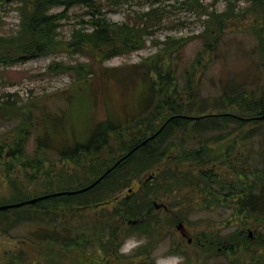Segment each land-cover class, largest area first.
<instances>
[{
  "label": "trees",
  "instance_id": "16d2710c",
  "mask_svg": "<svg viewBox=\"0 0 264 264\" xmlns=\"http://www.w3.org/2000/svg\"><path fill=\"white\" fill-rule=\"evenodd\" d=\"M7 1L15 3L18 22L9 31L0 23L2 65L58 51L75 53L86 62L56 65L73 72L77 93L86 103L90 91L100 92L112 78L121 89H136V103L127 114L105 108L99 120L87 118L89 110L84 116L90 123L88 134L73 149L49 156L39 108L34 114L36 105L16 107L8 98L0 101L6 120L19 110L16 125L0 132V206L82 188L132 149L86 191L1 208L0 264H154L150 253L169 232L166 219L180 220L184 212L179 208L186 200L192 206L200 200L197 206L204 209L232 205L225 222L235 218L238 229L206 240L207 246H221L229 255L227 264H242L241 256L264 252V0H242L248 5L239 14L251 16L248 30L256 38V47L248 53L252 69L209 77L207 83L205 69L212 55H223L220 39L235 16L231 0H226L230 8L221 12L202 0H185L202 23L196 35L201 44L192 58L183 53L188 36L168 35L155 42L158 49L151 56L113 67L102 64L144 47L161 23L157 8L115 23L97 0ZM75 5L87 7L88 17L83 27L61 37V21ZM56 7L62 10L53 12ZM41 109L48 111L46 105ZM49 116L60 118L57 113ZM31 136L34 144L28 152ZM56 161L62 165L59 170ZM82 164L94 177L75 183L74 168ZM134 182L137 189L129 190ZM88 211H93L91 217ZM132 236L141 240L129 253L120 252ZM4 238L16 242L6 245Z\"/></svg>",
  "mask_w": 264,
  "mask_h": 264
},
{
  "label": "rangeland",
  "instance_id": "374dc122",
  "mask_svg": "<svg viewBox=\"0 0 264 264\" xmlns=\"http://www.w3.org/2000/svg\"><path fill=\"white\" fill-rule=\"evenodd\" d=\"M97 2L101 4L107 18L115 23H121L138 16L150 7H155L161 12V23L157 25L158 27L156 26L151 35L146 37L142 49L110 58L103 62L102 65L104 66L113 67L137 63L142 58L154 54L158 49L155 42L164 40L168 35L188 36L190 38L186 41L183 49L186 59L192 58L200 47L201 41L196 35L202 30V23L198 19L197 10L189 8L185 0H97ZM202 4H211L212 10L216 12L230 8L226 0H202ZM230 4L235 16L229 19L228 24L230 25L227 26L220 39L223 55L221 53L215 58L212 55V64H209L205 69V78H203L205 83L208 82L209 77L217 78L219 75L244 73L251 68L248 53L256 47V38L248 30L251 24V16L239 18V14L247 7L248 2L231 0ZM13 5L15 3L9 4V1L5 3L4 0H0V23L3 31L15 30L16 28L18 17L17 12L12 7ZM207 9L210 8L207 7ZM60 10H62L61 7H56L53 12ZM88 10L87 7L81 5L69 8L66 12V18L61 21L60 36L67 37L74 27H83L82 20H86L88 17L85 13ZM85 62L86 58L83 56L58 51L38 58L17 61L13 64L2 65L0 63V101L8 98L15 102L16 107L23 104L36 105L31 109L34 114L39 108L40 117L38 116V121L41 128L45 127L46 132H48L49 156L59 150L73 149L75 144L80 142V138L88 134L90 123L84 121V116L89 110V116L86 117H94L99 120L106 115L105 108L114 110L119 114L123 111L126 114L131 113L135 108L133 105L136 103V89H121L113 78L104 84L103 91L102 89L100 92L99 89H96V93L90 91L86 103V98L83 99V95L77 93L76 87L78 85L74 84L73 72H65V70L60 69V65H56L75 66L77 63ZM50 66L54 69H50ZM98 66L97 63L94 64L95 68ZM93 90L95 89L93 88ZM7 92L15 95L6 97L5 93ZM67 94L71 97L70 103H68L67 97L65 98ZM93 96L95 101L92 105ZM42 105H46L48 109L45 113L41 109ZM17 112L19 113V110ZM18 113L6 116L9 119L6 120L2 118L0 112V132L16 125L19 121V118L16 117ZM49 113H57L60 117L59 120H50ZM69 125L72 126L68 127ZM33 137L31 136L27 143L28 152L33 149ZM258 138L260 137H255V139ZM250 141L252 140H248L247 143ZM256 148L253 147L254 150ZM61 167L60 162L56 161L54 168L59 170ZM80 167L74 168L73 182L80 184L90 181L94 177V171L87 166L83 168V164L82 170ZM137 187V183L134 182L129 190H136ZM125 191L124 189L121 194L123 195ZM96 192L98 191L95 190ZM192 203L193 206L186 200L183 201L182 207H178L181 212H184L180 220L178 218L176 220L166 219L170 224L167 228L169 232L156 243L155 248L150 253L149 258L154 259V264H170L173 257H182L181 264H227L229 255L221 251V246H216V248L207 246L206 240L215 235L217 238H223V236L238 229V220L235 218L229 223L225 222V219L229 218L233 211L232 205H227L228 207L226 205L223 207L212 205L210 209H204L202 206H197L201 204L200 200ZM86 215L91 217L93 211H88ZM179 222L182 223L188 238H183L178 229L176 230V225ZM252 232L253 230L249 228L248 234L251 235ZM249 238L251 239L250 236ZM186 239L191 241L187 242ZM139 240L135 236L130 237L122 245L120 252L129 253ZM3 241L6 245L16 242L14 239L5 238ZM238 260L242 264H264V252L256 251L252 254H246Z\"/></svg>",
  "mask_w": 264,
  "mask_h": 264
},
{
  "label": "water",
  "instance_id": "95a60500",
  "mask_svg": "<svg viewBox=\"0 0 264 264\" xmlns=\"http://www.w3.org/2000/svg\"><path fill=\"white\" fill-rule=\"evenodd\" d=\"M130 151H128L125 155H123L122 157H120L111 167L115 166L120 160H122L124 157H126L130 153ZM110 168H107L94 181H92L90 184H88V185H86V186H84L82 188H79L77 190H72V191L55 192V193L49 194L48 196H55V195L63 194V193L72 194V193H79V192H82V191H86L87 189L93 187V185H95L110 170ZM48 196L44 195V196H40V197H36V198L29 199V200H26V201H22V202H19V203H16V204L0 206V209L1 208H6V207H12V206H19V205H23V204H26V203H34L35 201L44 199V198H46ZM153 204H154L155 207H157V205L155 203H153ZM128 223L129 224H134V223H136V220H134V221H128ZM182 228H183L182 223L179 222L176 225V229L179 230V229H182ZM249 235H250V233H249Z\"/></svg>",
  "mask_w": 264,
  "mask_h": 264
},
{
  "label": "clouds",
  "instance_id": "9594fccd",
  "mask_svg": "<svg viewBox=\"0 0 264 264\" xmlns=\"http://www.w3.org/2000/svg\"><path fill=\"white\" fill-rule=\"evenodd\" d=\"M182 257H173L170 264H181Z\"/></svg>",
  "mask_w": 264,
  "mask_h": 264
},
{
  "label": "flooded vegetation",
  "instance_id": "af4514ba",
  "mask_svg": "<svg viewBox=\"0 0 264 264\" xmlns=\"http://www.w3.org/2000/svg\"><path fill=\"white\" fill-rule=\"evenodd\" d=\"M176 230H177V229H176ZM178 232H179V234H180L183 238H188L183 228H182V229H179ZM186 241H187V242H190L191 240H187V239H186Z\"/></svg>",
  "mask_w": 264,
  "mask_h": 264
}]
</instances>
